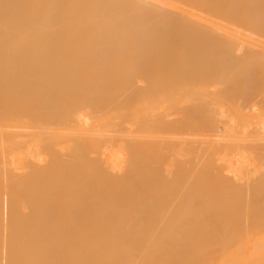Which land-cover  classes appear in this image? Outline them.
Here are the masks:
<instances>
[{
    "label": "bare ground",
    "instance_id": "6f19581e",
    "mask_svg": "<svg viewBox=\"0 0 264 264\" xmlns=\"http://www.w3.org/2000/svg\"><path fill=\"white\" fill-rule=\"evenodd\" d=\"M0 92L88 112L63 147L0 125L39 156L4 170L0 264H175L264 230V0H0Z\"/></svg>",
    "mask_w": 264,
    "mask_h": 264
},
{
    "label": "rangeland",
    "instance_id": "374dc122",
    "mask_svg": "<svg viewBox=\"0 0 264 264\" xmlns=\"http://www.w3.org/2000/svg\"><path fill=\"white\" fill-rule=\"evenodd\" d=\"M35 97L36 96H34V92H33L32 97L29 96L28 98L24 99L23 105H21L20 101L18 100V98H16L15 94H12L10 92H7V93L0 92V125L3 124L4 126L3 130L9 131L8 128L12 126L16 128H22V126H27L30 128L29 132L36 134L41 131L40 127L43 126L46 130H51L53 131V133L55 132L58 135L56 146L60 143L62 144V147L65 146L63 145V142L65 141L63 138L64 134L66 136V135H73L76 133V130H77L76 128L80 126L81 120L88 113L87 108L85 107V105H82V106H78L75 108H71L68 111L61 110L63 113L56 112L55 114H52V113L47 114L43 116L44 120L41 119L39 121L36 118L32 121L29 116L30 112L32 111L31 110L32 107H30L32 103L30 101ZM129 108L130 107L128 106H123L120 109L112 110L109 107L103 110L102 113H103V116H105L104 114H109L111 118H115L119 115H128V118H131V117L135 118V117L142 116L141 114H138V113H132ZM223 109L225 110L226 108L223 107ZM27 119L30 120L31 122H28ZM20 120H23L24 122L19 123ZM250 123H253V122H250ZM250 123H249L250 127H253L254 124H250ZM250 127L249 129L247 127L245 129H247V131L251 130L250 131V134H251V132L255 131V129H251ZM169 132H172V131L170 130ZM194 133H195L194 131H188L187 137L193 135ZM251 135H254V134L252 133ZM241 136L243 137V134ZM31 138L33 140L36 139L34 137H31ZM31 142L27 146L25 145V142L23 144H19L17 145V148L7 147V144L3 146L0 145V190L4 187V184H5L4 180H6L3 175L5 169L7 172V169L8 171H10L13 169L20 168L28 160L39 157V156L33 155L32 153L34 151L32 150V146H35L37 143L34 142L33 144H31ZM243 142H244L243 139L241 141L240 140L238 141V143H240L241 146L243 145ZM222 156H223V153L216 155L213 161H215V158L219 159ZM249 157H252V156L250 155ZM249 157H246V160L248 161L250 159L254 160L252 161L251 165L253 164V162H255V164L257 163V160L255 161V159H253L254 157L252 158H249ZM262 231L264 230L260 228L255 229V230L244 229L240 233L236 231L229 235V236L234 235L233 237H231V242L234 241V244H235V241H236L235 245H233L232 243L231 246L233 248L231 250L230 248L229 250L228 249L223 250V251L219 250L216 253L205 255V257L189 254L186 257L178 258L175 264H189V263H193L195 261H200V260H203L204 264H222V263H225V264H264V243H261L260 241V239H264V235H262L264 234V232ZM235 235H237V237ZM234 246L235 247L237 246V250L233 251V249H235ZM145 257L147 258V261H148L145 264H152V261H151L152 258H150L149 255ZM159 257L160 259L162 258L161 256ZM120 259H122V257ZM160 259H156L155 263L158 264ZM123 260L127 261L128 257H125V259ZM120 261L121 260H117L115 264H118ZM165 264H173V263H165Z\"/></svg>",
    "mask_w": 264,
    "mask_h": 264
}]
</instances>
